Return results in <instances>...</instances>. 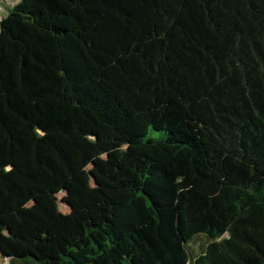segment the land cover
I'll list each match as a JSON object with an SVG mask.
<instances>
[{"label":"trees","instance_id":"obj_1","mask_svg":"<svg viewBox=\"0 0 264 264\" xmlns=\"http://www.w3.org/2000/svg\"><path fill=\"white\" fill-rule=\"evenodd\" d=\"M0 255L264 264V0L10 9Z\"/></svg>","mask_w":264,"mask_h":264},{"label":"rangeland","instance_id":"obj_2","mask_svg":"<svg viewBox=\"0 0 264 264\" xmlns=\"http://www.w3.org/2000/svg\"><path fill=\"white\" fill-rule=\"evenodd\" d=\"M20 1L21 0H0V22L7 17L9 10L12 9L14 6H16ZM166 136L167 134H162L159 132H155L154 130H151L148 138L161 140ZM63 195L64 193L59 194V197L61 198ZM61 206L64 211H69V208L67 206L65 205H61ZM200 243H201L200 241H197L194 246L198 248ZM0 264H9V262L4 260L0 256ZM13 264H37V263L32 258H27V259H16Z\"/></svg>","mask_w":264,"mask_h":264},{"label":"crops","instance_id":"obj_3","mask_svg":"<svg viewBox=\"0 0 264 264\" xmlns=\"http://www.w3.org/2000/svg\"><path fill=\"white\" fill-rule=\"evenodd\" d=\"M1 256V255H0ZM4 260H6V261H8L9 262V259H4Z\"/></svg>","mask_w":264,"mask_h":264}]
</instances>
